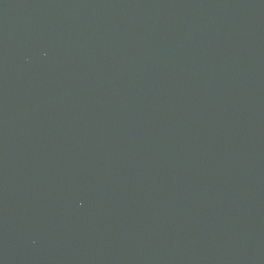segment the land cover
Listing matches in <instances>:
<instances>
[{
	"label": "water",
	"instance_id": "95a60500",
	"mask_svg": "<svg viewBox=\"0 0 264 264\" xmlns=\"http://www.w3.org/2000/svg\"><path fill=\"white\" fill-rule=\"evenodd\" d=\"M0 264H264V0H0Z\"/></svg>",
	"mask_w": 264,
	"mask_h": 264
}]
</instances>
